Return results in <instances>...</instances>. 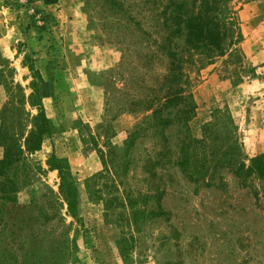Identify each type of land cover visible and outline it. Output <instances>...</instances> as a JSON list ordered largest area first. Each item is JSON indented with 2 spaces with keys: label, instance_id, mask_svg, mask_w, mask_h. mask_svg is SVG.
<instances>
[{
  "label": "rangeland",
  "instance_id": "374dc122",
  "mask_svg": "<svg viewBox=\"0 0 264 264\" xmlns=\"http://www.w3.org/2000/svg\"><path fill=\"white\" fill-rule=\"evenodd\" d=\"M169 2L0 0V28L36 44L29 85L0 48V264H264V176L253 170L264 157V0L232 1L239 57L186 66L185 124L174 106L146 112L171 92L159 24ZM82 39L115 48L117 64L88 71L94 54L68 45ZM39 59L84 70L72 129L49 113L42 137ZM219 159L232 169L209 171Z\"/></svg>",
  "mask_w": 264,
  "mask_h": 264
},
{
  "label": "trees",
  "instance_id": "16d2710c",
  "mask_svg": "<svg viewBox=\"0 0 264 264\" xmlns=\"http://www.w3.org/2000/svg\"><path fill=\"white\" fill-rule=\"evenodd\" d=\"M232 1L193 0L188 3L171 0L165 12L161 14L159 24L164 31L161 47L169 60V74L164 78L162 88H167L171 92L165 94L163 104L158 108L153 109V105L150 104V108L146 110L152 113L151 116L154 119L171 106L176 107L178 120L183 124L187 122L188 115H193L195 106L193 96L188 91L190 82L185 72L186 66H207L214 64L217 59L239 57L237 47L241 43L242 35L237 12L231 6ZM175 40H182L183 45L173 44ZM39 106V114L43 123L42 134L40 133L42 137L50 135L48 125L52 122L46 117L42 104ZM164 124L168 125V122L163 121ZM232 144L234 145L233 138ZM41 145L42 140L40 139L33 146L26 142L25 147L29 152H36L40 150ZM262 162H264V157L253 159V170L261 177L264 176V167L258 164ZM211 165L213 167H210L209 171L215 172L223 168L232 169L233 162L219 159ZM242 169L241 166L237 167L238 172ZM59 176L64 181L65 177L61 172Z\"/></svg>",
  "mask_w": 264,
  "mask_h": 264
},
{
  "label": "crops",
  "instance_id": "0c3cea01",
  "mask_svg": "<svg viewBox=\"0 0 264 264\" xmlns=\"http://www.w3.org/2000/svg\"><path fill=\"white\" fill-rule=\"evenodd\" d=\"M12 32L10 31V27H4V24H1L0 28V48L3 51L11 52L12 51V61L14 64L12 65L15 69V74L19 75V80L21 79L22 83H26L29 85L30 79L24 78V75L28 76L31 73L30 68L28 65H25V55H31L33 57L35 53V42L28 38L27 45L23 47L20 45L17 46L19 43V39L22 38L18 37L17 34L14 32L15 28H12ZM12 33V34H11ZM10 35V37H9ZM69 48L71 53L76 56H81L80 54H86L93 56V60L87 61L89 67L85 66L88 71L93 73H99L105 71L109 68L114 67L118 60L119 56L117 50L113 47H102V48H95L91 45H88L84 39H82L81 43L76 42L72 44L69 42ZM22 52H25L24 55H20ZM37 51V50H36ZM97 54V59H95V55ZM34 58V57H33ZM36 59V58H35ZM60 63V61H59ZM30 64L34 65L35 70L38 71L41 79L44 81L43 84V92L41 95V104L45 115L48 119V114H51V119L57 120L60 124L63 125L65 129H72V123L77 119H67L66 116L78 114L77 110V102L76 100L79 99V93L84 92L83 80L81 76L84 75V70L81 67L75 66L74 64H70L65 61L61 65H56L52 63L48 65L47 62H43L42 59L38 61H33ZM81 68V69H80ZM79 69V70H78ZM17 75V76H18ZM83 86V90L80 86ZM28 97L33 92L31 89L28 88ZM6 98V85H0V110L1 105H3V100ZM127 116H121V119H126ZM120 118L117 119L115 124L120 125L121 121ZM129 118H127L128 120ZM1 125V124H0Z\"/></svg>",
  "mask_w": 264,
  "mask_h": 264
}]
</instances>
